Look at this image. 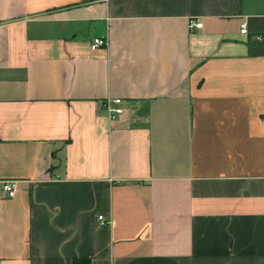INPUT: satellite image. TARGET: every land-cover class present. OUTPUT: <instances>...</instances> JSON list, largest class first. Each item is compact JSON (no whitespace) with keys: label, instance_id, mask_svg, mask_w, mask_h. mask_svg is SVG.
Returning a JSON list of instances; mask_svg holds the SVG:
<instances>
[{"label":"crops","instance_id":"0c3cea01","mask_svg":"<svg viewBox=\"0 0 264 264\" xmlns=\"http://www.w3.org/2000/svg\"><path fill=\"white\" fill-rule=\"evenodd\" d=\"M260 36L264 0H0V264H264Z\"/></svg>","mask_w":264,"mask_h":264},{"label":"built area","instance_id":"2783aa9c","mask_svg":"<svg viewBox=\"0 0 264 264\" xmlns=\"http://www.w3.org/2000/svg\"><path fill=\"white\" fill-rule=\"evenodd\" d=\"M190 30H200L203 27V24L199 20H190ZM241 34L247 35L248 32L246 30V26L242 25ZM260 41H263V37L257 38ZM108 46V40L107 39H100L96 38L93 40L92 43V49L96 50L100 47H107ZM122 100L121 99H113L108 100L103 103L104 111L108 114V117L111 120H116L120 118V116L123 115L124 109L121 107ZM3 191L6 193L7 197L9 199H13L16 196L17 190H18V181L16 180H10V179H4L0 180ZM100 226L102 227H109L111 225V221L106 218L105 216H99L98 217Z\"/></svg>","mask_w":264,"mask_h":264},{"label":"trees","instance_id":"16d2710c","mask_svg":"<svg viewBox=\"0 0 264 264\" xmlns=\"http://www.w3.org/2000/svg\"><path fill=\"white\" fill-rule=\"evenodd\" d=\"M73 264H90V261L89 260H86V259H77V260H74Z\"/></svg>","mask_w":264,"mask_h":264}]
</instances>
